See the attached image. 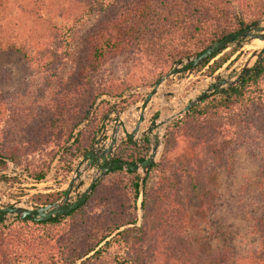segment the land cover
I'll list each match as a JSON object with an SVG mask.
<instances>
[{"label": "rangeland", "instance_id": "1", "mask_svg": "<svg viewBox=\"0 0 264 264\" xmlns=\"http://www.w3.org/2000/svg\"><path fill=\"white\" fill-rule=\"evenodd\" d=\"M127 1L131 0H0V42L22 49V54L14 50L0 53V151L10 157L4 160L6 167L0 171V206L20 202L30 208L41 207L48 205L45 203L56 195L59 198L54 202L58 201L65 193L74 167L91 148L101 130L106 127L109 133L120 117L130 132L138 120V107L156 84V79L165 76L176 63L194 56L182 58L168 66L160 63L150 65L137 53L108 57L97 72L95 81H115L123 86L132 83L134 87L126 89L118 98L99 96L89 114L78 124L70 140L61 149L58 150V143L50 141L44 147L38 145L33 153H25L26 140L38 137V133H41L40 127L48 119V111L60 86L76 71L84 55L88 34L114 11V6L125 5ZM94 2L103 6L102 11H93L77 22L76 19L86 12L87 6ZM241 4V0L232 3L237 13ZM263 17L264 14L259 20ZM250 44L251 41L246 40L242 45L222 51L201 69L168 78L145 110L142 132L155 117H159L157 122L170 119L150 136H140L137 143L131 142L143 147L145 140L148 141L146 158L152 144L160 140L155 161L160 166L157 172L151 174L150 184L153 185L164 176L180 184L177 187L181 189V195H189L190 191L186 190L193 187L197 192L209 190L212 208L206 220H203L196 215L197 201L191 199V204L184 205L186 214L182 218L186 220L183 234L188 244L182 249H170L173 258L169 262H166V258H160L148 263L150 259L138 253L134 257L138 264H200L196 259L206 261L209 256L207 249L216 258L223 253L236 258L257 246L252 225L262 214L259 191L264 190V177H260L261 171H264V132L259 129L257 121L262 119L264 122V110L257 113L251 125H235L220 119L211 122L212 125L201 123L200 120L187 122L186 115L192 109L181 116L169 117L182 110L188 101L212 82L214 76L229 78L235 75L251 50H254ZM233 49L236 51L229 61L209 75L213 62ZM105 101L112 109L102 119L90 148L84 155L78 153L71 158L65 155L98 105ZM107 116L109 118L104 123ZM125 142L129 141L123 140L118 144L115 156L117 152L127 149L122 147ZM47 166L46 180V176L43 181L31 178L28 170L45 169ZM175 170L182 171L173 176L172 171ZM188 171L193 183H189ZM137 173L142 175L141 172ZM92 176L93 173H86L84 181L89 182ZM140 204L141 197L135 204L137 227L144 220ZM15 221L9 217L4 225L13 227ZM131 227L123 226L119 231ZM114 254L122 256L120 249L116 252L110 250L105 258L110 259ZM92 255L93 252L89 256ZM89 256L75 264H80Z\"/></svg>", "mask_w": 264, "mask_h": 264}, {"label": "trees", "instance_id": "2", "mask_svg": "<svg viewBox=\"0 0 264 264\" xmlns=\"http://www.w3.org/2000/svg\"><path fill=\"white\" fill-rule=\"evenodd\" d=\"M237 1L240 0H131L125 5L114 6V11L88 34L84 55L76 71L60 86L48 111V119L40 127L41 133H38V137L26 140L25 153H33L38 145L44 147L50 141L58 143V150L61 149L72 137L74 129L89 114L99 96L118 98L126 89L134 87L132 83L123 86L115 81H95L97 72L108 57L137 53L150 65L160 63L168 66L201 53L210 44L255 24L263 16L264 0H241L238 13L232 6ZM97 6L95 2L88 5L86 12H82L76 21L91 15L93 11H102L103 6L96 9ZM6 50L22 54L21 48L12 44L5 46L0 42V53ZM234 51L216 59L209 68V75L229 61ZM220 53L195 69L205 67ZM111 109L108 102L100 103L65 155H70V158L78 153L84 155L102 119ZM115 109L121 111L117 106ZM263 110L264 51L243 77L205 97L200 105L186 115V120H200L201 123L212 125L211 122L220 119L235 125H251L254 124L253 118ZM257 123L264 132L263 120L259 119ZM147 143L145 140L143 147L131 142L123 143L122 147L127 149L117 152L114 161L135 164L144 160L149 150ZM9 158L8 154L0 151V171L6 167L4 160ZM159 166V163L152 165L142 184L137 172L114 169L106 173L95 184L82 206L59 219L45 222L16 220L13 227H7L0 221V264H75L92 252L93 255L80 264H138L134 258L138 253L148 257V263L160 258H166V262H169L173 258L170 249H182L188 244L183 234L186 228V220H182L186 214L184 205L191 204V199L197 201L196 215L206 220L212 208V194L209 190L197 192L193 187L186 190L190 191L189 195H181V189L177 187L180 184L164 176L151 185V174L157 172ZM28 171L32 179L40 181L46 176L48 166ZM180 171H172L173 176ZM261 172L262 178L264 171ZM187 173L189 183H193L191 173ZM259 185L260 189L261 183ZM259 196L262 214L252 225L257 246L236 258L226 253L216 258L207 249L209 256L206 261L196 259L197 263L264 264L263 189L259 191ZM53 197L45 204L59 198L57 195ZM139 197L144 220L137 227L135 204ZM127 225L132 227L119 231ZM114 232L117 233L111 238ZM119 249L122 256L114 254L110 259L105 258L110 250L116 252Z\"/></svg>", "mask_w": 264, "mask_h": 264}, {"label": "water", "instance_id": "3", "mask_svg": "<svg viewBox=\"0 0 264 264\" xmlns=\"http://www.w3.org/2000/svg\"><path fill=\"white\" fill-rule=\"evenodd\" d=\"M257 39L262 42V46L257 50H251L243 66L239 68L235 75L229 78H225L224 75L214 76L212 82L205 89L199 91V93L188 101L183 109L172 118L188 113L197 104L201 103L205 97L233 84L252 68L257 58L264 51V17L255 24L210 44L201 53L176 63L171 70L165 76L161 77L152 89L144 96L140 106L138 107V120L130 132L127 130L120 117L117 119L109 133H107L106 127L101 130V133L91 148L82 158H80L79 162L74 167L72 176L67 183L65 193L58 201L35 208L21 205L20 202L4 207L0 206V221L5 222L6 219L10 217L12 220L45 222L64 217L73 210L82 206L93 190L95 184H97L106 173L111 172L114 169L141 172L142 175L140 184H142V181L148 171L156 161L160 147L159 139L152 144L148 156L138 163L130 164L118 162L114 161L113 158L118 144L121 141L125 140L137 143L140 136H150L156 128L161 127L170 120L167 119L165 121L157 122L159 117H155L148 128L143 132L141 131V125L145 121V110L153 97L158 93L161 85L172 76L189 72L190 70L197 68L209 58L226 50L227 48L242 45L246 40H250L252 42ZM99 101H97V103ZM116 114L118 113L116 112ZM108 118L109 116L104 119V123L108 120ZM89 172L93 173V176L89 182H85L84 175ZM47 178L48 176H46L44 180Z\"/></svg>", "mask_w": 264, "mask_h": 264}, {"label": "bare ground", "instance_id": "4", "mask_svg": "<svg viewBox=\"0 0 264 264\" xmlns=\"http://www.w3.org/2000/svg\"><path fill=\"white\" fill-rule=\"evenodd\" d=\"M251 48H253L254 50H257V49H259L261 46H262V42L260 41V40H255V43H253V41L251 42V44L249 45ZM249 47V48H250ZM175 113V112H174ZM177 113V112H176ZM175 113V114H176ZM175 114H173V115H171V116H169V117H172V116H174Z\"/></svg>", "mask_w": 264, "mask_h": 264}]
</instances>
